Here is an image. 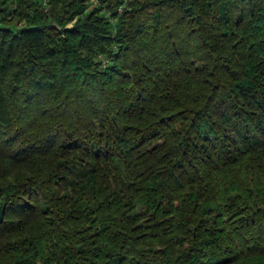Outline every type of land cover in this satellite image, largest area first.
<instances>
[{
    "label": "trees",
    "instance_id": "1",
    "mask_svg": "<svg viewBox=\"0 0 264 264\" xmlns=\"http://www.w3.org/2000/svg\"><path fill=\"white\" fill-rule=\"evenodd\" d=\"M0 264H264V0H0Z\"/></svg>",
    "mask_w": 264,
    "mask_h": 264
},
{
    "label": "built area",
    "instance_id": "2",
    "mask_svg": "<svg viewBox=\"0 0 264 264\" xmlns=\"http://www.w3.org/2000/svg\"><path fill=\"white\" fill-rule=\"evenodd\" d=\"M90 2H91L92 4H97L98 0H90ZM120 10H122L121 7H120Z\"/></svg>",
    "mask_w": 264,
    "mask_h": 264
}]
</instances>
